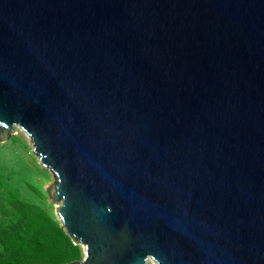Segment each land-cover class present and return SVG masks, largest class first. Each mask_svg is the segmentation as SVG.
Wrapping results in <instances>:
<instances>
[{
  "label": "water",
  "instance_id": "95a60500",
  "mask_svg": "<svg viewBox=\"0 0 264 264\" xmlns=\"http://www.w3.org/2000/svg\"><path fill=\"white\" fill-rule=\"evenodd\" d=\"M16 126L66 264H264V0H0Z\"/></svg>",
  "mask_w": 264,
  "mask_h": 264
},
{
  "label": "rangeland",
  "instance_id": "374dc122",
  "mask_svg": "<svg viewBox=\"0 0 264 264\" xmlns=\"http://www.w3.org/2000/svg\"><path fill=\"white\" fill-rule=\"evenodd\" d=\"M14 130L0 140V229L25 232L29 205H37L57 217L56 204L47 191L55 176L41 161L37 162L28 133L20 126ZM80 249L83 257V247ZM151 260L147 264H157Z\"/></svg>",
  "mask_w": 264,
  "mask_h": 264
},
{
  "label": "trees",
  "instance_id": "16d2710c",
  "mask_svg": "<svg viewBox=\"0 0 264 264\" xmlns=\"http://www.w3.org/2000/svg\"><path fill=\"white\" fill-rule=\"evenodd\" d=\"M27 207L25 232L0 229V264H66L82 258L80 245L57 217L37 205Z\"/></svg>",
  "mask_w": 264,
  "mask_h": 264
},
{
  "label": "bare ground",
  "instance_id": "6f19581e",
  "mask_svg": "<svg viewBox=\"0 0 264 264\" xmlns=\"http://www.w3.org/2000/svg\"><path fill=\"white\" fill-rule=\"evenodd\" d=\"M35 158H36L37 162H40V160H39V159H40L39 156H38V157L36 156ZM42 165H43V164H42ZM45 167H46V166H45ZM47 168H48V167H47ZM49 169H50V168H49ZM51 172H52V171H51ZM48 182H49V180H47V183H48ZM48 184H51V183L49 182ZM151 262H152L151 258H148V259H147V263H151Z\"/></svg>",
  "mask_w": 264,
  "mask_h": 264
}]
</instances>
